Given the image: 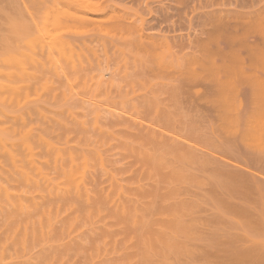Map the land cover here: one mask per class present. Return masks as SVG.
Listing matches in <instances>:
<instances>
[{"label":"rangeland","instance_id":"obj_1","mask_svg":"<svg viewBox=\"0 0 264 264\" xmlns=\"http://www.w3.org/2000/svg\"><path fill=\"white\" fill-rule=\"evenodd\" d=\"M0 66V264H264V0H0Z\"/></svg>","mask_w":264,"mask_h":264},{"label":"bare ground","instance_id":"obj_2","mask_svg":"<svg viewBox=\"0 0 264 264\" xmlns=\"http://www.w3.org/2000/svg\"><path fill=\"white\" fill-rule=\"evenodd\" d=\"M16 55H18V54H16ZM22 57V56H21ZM23 58V57H22ZM25 62H26V64H27V61L25 60ZM5 64V63H4ZM14 66V65H13ZM27 66V65H26ZM1 67V66H0ZM7 67H9V66H7ZM6 68V67H5ZM10 69H11V67H10ZM18 69V68H17ZM17 69H15V71H17V72H20L21 70H17ZM31 74V73H30ZM28 76H30V75H28ZM5 77V76H4ZM3 77V79L5 80V78ZM18 78V77H17ZM2 79V78H1ZM2 79V80H3ZM29 80V79H28ZM9 81V80H8ZM22 81V80H21ZM21 81H19L18 83H20ZM24 82V81H23ZM25 82H27L28 83V81H27V79H26V81ZM15 83H17V81H15ZM11 84H12V82H11ZM14 89V88H13ZM9 90V89H8ZM7 92V91H6ZM10 93V92H9ZM20 93H21V90H20ZM7 94V93H6ZM19 95V94H18ZM18 95H17V97H18ZM15 96V95H14ZM12 97H13V95H12ZM17 97H15V98H17ZM15 98H12V99H15ZM21 98H22V96H21ZM7 99V98H6ZM10 99V98H9ZM8 100V99H7ZM0 107H4V106H1L0 105ZM15 107V106H14ZM25 107V106H24ZM20 111V110H19ZM20 123H21V121H19ZM2 123V122H1ZM0 123V124H1ZM6 123V122H5ZM18 123V122H17ZM3 124V123H2ZM12 124V123H11ZM26 125V124H25ZM21 127V126H20ZM26 127H28V126H26ZM12 128V127H11ZM18 129H19V127H18ZM35 129V128H34ZM47 131V130H46ZM43 134V133H42ZM10 136V135H9ZM37 136V135H36ZM45 136V135H44ZM47 136V135H46ZM51 136V135H50ZM4 137H5V134H4ZM6 138V137H5ZM42 138V137H41ZM8 139H9V137H8ZM16 140V139H15ZM52 140V139H51ZM12 141H13V139H12ZM43 142V141H42ZM55 142V141H54ZM41 144V143H40ZM62 144V143H61ZM36 145V144H35ZM35 145H34V147H35ZM7 146V145H6ZM21 146H23V145H21ZM37 146V145H36ZM40 147V146H39ZM42 149V148H41ZM43 149H44V147H43ZM1 150V149H0ZM72 150H74L73 149V147H72ZM15 151H17V150H15ZM44 151V150H43ZM60 151V150H59ZM44 153V152H43ZM50 153V152H49ZM49 153H48V155H49ZM54 153V152H53ZM17 154V153H16ZM52 154V153H51ZM18 155V154H17ZM19 155H21V154H19ZM47 155V154H46ZM45 155V156H46ZM41 156H43V155H41ZM44 157V156H43ZM48 157V156H47ZM87 157H89V156H87ZM25 158V157H24ZM40 158V157H39ZM50 158V157H49ZM55 158V157H54ZM67 158V157H66ZM48 159V158H47ZM33 161H32V164L35 166V168H36V164H35V162H34V159H32ZM68 160V159H67ZM73 160V162H74V159H72ZM51 162V161H50ZM66 162V161H65ZM69 162V161H68ZM8 165V164H7ZM27 165V164H26ZM26 165H24V167H28V166H26ZM9 166V165H8ZM39 166V165H38ZM51 166V165H50ZM21 167V166H20ZM31 167V166H30ZM23 169V168H22ZM37 170H38V173L42 176V178L44 179L45 178V180H48V181H50V179L49 178H47V176L46 175H44V173H43V171H42V169L40 168V167H38V168H36ZM52 169V168H51ZM66 169V168H65ZM49 170V169H48ZM27 171V170H26ZM30 171V170H29ZM47 171V170H46ZM53 171V170H52ZM57 171H58V169H57ZM83 171V170H82ZM81 171V172H82ZM23 172H25L24 170H23ZM49 172H50V170H49ZM29 173H31V171L29 172ZM74 173V172H73ZM27 174V173H26ZM51 174L53 175V173L51 172ZM54 174H56V173H54ZM79 175L81 174L80 172L78 173ZM78 174L76 175L77 177H78ZM6 175V174H5ZM28 175V174H27ZM68 175H70V174H68ZM73 175V174H72ZM16 176H18L17 175V173H16ZM56 176V175H55ZM60 176V175H59ZM64 176V175H63ZM67 176V175H66ZM71 176V175H70ZM75 175L73 176V177H76ZM28 177V176H27ZM58 177V176H57ZM62 177V176H61ZM12 179V178H11ZM59 179V178H58ZM13 180V179H12ZM20 180V179H19ZM55 180V179H54ZM60 180V179H59ZM64 180H66V179H64ZM71 180H73V178L71 179ZM67 181V180H66ZM74 181V180H73ZM68 182V181H67ZM64 184H65V186H66V184L67 183H65V181L63 182ZM75 184V183H74ZM76 185V184H75ZM25 186V185H24ZM69 186V185H68ZM77 186V185H76ZM9 187V186H8ZM23 187V186H22ZM41 187V186H40ZM74 187V186H73ZM29 188V187H28ZM42 188V187H41ZM70 189H71V187H70ZM69 189V190H70ZM28 190V189H27ZM82 190H80V192H81ZM71 192V191H70ZM52 193V192H51ZM89 193H91V192H89ZM10 194V193H9ZM32 194V193H31ZM53 194H54V192H53ZM60 194V193H59ZM76 194V193H75ZM42 195V194H41ZM44 195H45V193H44ZM78 195V194H77ZM68 196V195H67ZM71 196H73V195H71ZM81 196H82V194H81ZM61 197V196H60ZM80 197V196H79ZM76 198H78V197H76ZM25 200V199H24ZM54 207H55V205H54ZM56 207H58V206H56ZM55 207V208H56ZM50 208V207H49ZM53 208V207H52ZM54 208V209H55ZM18 210V209H17ZM34 210V209H33ZM56 210V209H55ZM10 211H13V210H10ZM35 211V210H34ZM52 211H54V210H52ZM17 212V211H16ZM36 212V211H35ZM61 212V211H60ZM51 213V212H50ZM47 214V213H46ZM53 214V213H52ZM51 214V215H52ZM60 214V213H59ZM38 215H39V213H38ZM52 217L54 218V216L52 215ZM37 218V217H36ZM35 220V219H34ZM30 221V220H29ZM31 222V221H30ZM56 222H59V221H57L56 220ZM25 223H27V222H25ZM48 223V222H47ZM22 224V223H21ZM54 224V223H53ZM30 225V224H29ZM32 226V225H31ZM36 227V226H35ZM55 227V226H54ZM54 227H53V229H54ZM15 229V228H14ZM17 229V228H16ZM53 229H52V231H53ZM1 230V229H0ZM22 230H25V229H22ZM27 230H28V228H27ZM5 231V230H4ZM20 231V230H19ZM18 231V232H19ZM2 233V232H1ZM52 234H53V232H52ZM28 235H29V233H28ZM30 236L32 237V235L30 234ZM28 237V236H27ZM36 237H37V234H36ZM29 239V238H28ZM28 239H26V241L28 240ZM52 240V239H51ZM5 241V240H4ZM7 241L9 242V240L7 239ZM49 242V241H48ZM6 243V242H5ZM1 244V243H0ZM11 243H9V245H10ZM13 244V243H12ZM20 244V243H19ZM17 245H18V243H17ZM8 248V247H7ZM26 248H27V246H26ZM4 250V249H3ZM1 251V250H0ZM8 251H11V249L10 250H8ZM8 251H6L5 253H6V255L8 254L7 252ZM4 252V251H3ZM1 256V255H0ZM12 257H13V254H12ZM11 257V258H12ZM4 258H7V257H4ZM1 259V258H0ZM4 260V259H3ZM2 260V261H3ZM2 261H0L1 263H3ZM10 264V263H9Z\"/></svg>","mask_w":264,"mask_h":264}]
</instances>
